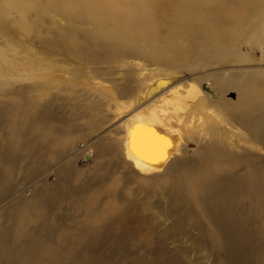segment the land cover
<instances>
[{"label":"bare ground","instance_id":"obj_1","mask_svg":"<svg viewBox=\"0 0 264 264\" xmlns=\"http://www.w3.org/2000/svg\"><path fill=\"white\" fill-rule=\"evenodd\" d=\"M151 1L54 0L48 10L38 4L23 9L33 16L36 30L47 15L65 18L68 40L56 29L49 38L36 34L32 41L52 57H64L71 66H96L111 64L116 58L122 61L148 57L159 71V66L165 64L161 55L164 50L174 55V67L180 65L181 53H189L195 62L203 57L207 64L198 73L207 78L203 80L214 82L211 94L217 99H208L206 95L207 99L197 100L199 91L195 82L186 87L177 84L163 93L160 100L151 101L150 107H143L126 118L122 132L119 130L123 137L104 155L111 156V162L119 161L130 180L114 177L112 170L105 172L102 178L86 176L85 188L76 191V196L87 200L84 205L76 204V214L85 213L91 220L104 212L106 220L98 231H95L97 227L91 228L86 238L71 236L70 219H63L61 228L58 220L51 222L45 216L55 205L49 197L48 186L43 188L42 194L37 189L30 191L32 183L23 189L18 187V191L11 188L19 162H33L42 150L62 145L60 138L69 140L71 133L64 124L63 129H57L53 123L50 126L41 118L23 114L17 102L11 114H6V137L0 141V198L9 196L10 191L15 196L24 190H29V196L15 201L11 215L2 216L0 264H201L202 259L188 261L187 245L174 241L176 236H184L187 228L198 232L192 234L193 243L205 251L212 248V264H264V68L260 72L246 69L231 75L225 71L219 79L215 73H207L212 66L206 57L211 46V53L214 54L212 47H215L217 55L230 59V48L236 43L243 51H251L256 46L264 56V0L236 3L237 8L228 20L232 25H239L230 29L231 46L198 22L195 8L208 0H189L172 15V28L167 37L170 41L183 38L190 46L173 43L165 49L153 43L154 54H148L140 44L151 43L154 38L158 40L150 23L151 13L143 9V5ZM100 17L107 19L108 24L98 22ZM90 19L97 20L102 27L89 29L88 26L95 25ZM4 28H9L7 21ZM197 42L203 46L200 48ZM25 56H10L0 47V78L26 71L23 66L31 60H26ZM246 62L252 61L248 58ZM31 63L45 72L59 67ZM115 110L120 108L116 106ZM19 113L24 116L23 121ZM185 122L193 128L202 125L206 135L197 139L188 136L194 130L185 129L188 135L184 138L179 131L185 127ZM234 124L244 128L247 137L234 136L237 128ZM187 138L198 144L197 158L188 159ZM122 159L133 172L125 167ZM109 164L116 167L115 162ZM161 172L168 178L162 183L167 207L161 209L163 214H157L155 210L161 207V195L154 191V186ZM155 174L158 175L151 176ZM109 182L115 185L114 189L107 188ZM94 196L98 202L92 205L90 199ZM150 198L157 201L151 204ZM107 202H114L115 207L109 209ZM162 215L168 218L164 222L160 219Z\"/></svg>","mask_w":264,"mask_h":264},{"label":"rangeland","instance_id":"obj_2","mask_svg":"<svg viewBox=\"0 0 264 264\" xmlns=\"http://www.w3.org/2000/svg\"><path fill=\"white\" fill-rule=\"evenodd\" d=\"M188 1L152 0L150 4L143 5V9L151 13L152 21L150 23L152 25H150L155 28L158 36V40L152 38L154 41L152 40L151 43L142 42L140 44V47L145 49L146 53L154 54L151 46L153 43L163 48H170L173 43L178 45L186 44V47L190 46L188 40L183 38L170 41L167 37L168 32L172 28L170 21L172 15L183 3ZM239 1L216 0L214 2V0H208L205 3H200L195 8V15L200 24L208 26L226 44L231 46L230 29L239 27V25H232L228 20L232 16L233 10L237 8H235V5ZM53 2L54 0H0V47L4 48L5 54L14 57L25 56L27 53L28 55L25 56L26 60H31L23 66L26 71L14 73L10 77L6 75L4 78H0V141L6 137V114H11L12 108L17 102L18 110L23 114L27 113L33 118H41L50 126L53 123L57 129L61 128L62 124L70 128L69 140L64 141L60 138L62 145L51 148V150H42L40 156L33 162L29 163V161L23 160L17 164L18 170L15 178L12 179L11 188H14V191H18L20 188L23 189V186L32 183L30 191L37 189L42 194L43 188L48 186L50 188L49 197L55 201V205L50 213L45 212V216L51 222L52 220H58L61 228L64 224L63 219H70L71 228H69V232L71 236L73 238H86V235L92 229L97 227L95 231H98L106 220L103 217L104 212L97 214L91 220L87 219L85 213L76 214L74 212L76 204L81 203L84 205L87 200L84 201V198L75 194L79 189L83 190L85 188L88 182L86 176H89V178L94 176L102 178L105 172L113 170L114 177L130 180V177L124 173L123 165L118 164L119 161H112L116 163V167L111 164L107 165L112 163V157L104 155L105 151L108 152V149L113 147L115 142L123 137V134L119 132H122L121 127L126 118L133 112L141 108L144 109L143 107L145 109L150 107L149 103L151 101L160 100V96L163 93L177 84H182L186 87L195 82L199 91L197 100L205 98L206 95L209 96L208 99L216 100L217 96L211 94L213 93L211 88L214 87V82L212 80H203L206 77L198 73L204 68L207 61L203 57H200L198 62L192 61L189 53H181L178 56L180 65L176 64L177 66L174 67L175 64L172 62L174 55L167 50L162 51L161 55L165 59V64L163 63L159 66V71H157L158 67L148 57L125 58L126 60L122 59V61L116 58L111 64H97L96 66H71L68 65V61L62 56L56 55L52 57L40 44L33 43L32 36L39 34L41 37L49 38L58 29L61 37L68 40L69 34L68 32L66 33L68 25L66 20H64L65 18L53 14L47 15L41 20V26L38 27L40 29L36 30V27L32 24L33 16L23 9L31 4L42 5L43 8L47 9L53 5ZM104 16L102 17L104 18ZM102 17L98 18V22L101 21L108 24L109 21L107 22V19ZM93 20L90 19L89 22L95 25L88 26L89 29L98 30L102 27L97 23V20ZM6 21L9 28L5 29L4 22ZM53 23L55 26L52 25ZM19 24L21 25L17 27ZM11 38H13V41ZM197 45L200 48L203 46L200 42H197ZM208 49L210 53L206 57L211 60L210 65L212 67L207 69L209 70L207 73H215L219 79L220 75L224 74L225 71H229V75H231L246 69L260 72V69L264 68V63H261L264 56L258 51L256 46L253 49L251 48V51H243L236 43L230 48L231 58L226 60L222 59L221 55L216 54L215 47L214 49L212 47L214 54L211 53V46ZM34 56H39L41 59L37 60L33 58ZM248 58L252 62H246ZM30 62L57 64L59 67L50 68L49 71L45 72V69L43 70L39 65L30 64ZM65 72L74 74V76H67L64 74ZM153 75L155 79L152 80ZM143 78L147 79L146 82H144ZM45 82H51V84L45 85ZM129 89L133 90V92ZM116 106L120 108L119 111L115 110ZM19 116L20 120L23 121L24 116L20 113ZM185 121L187 122V120ZM200 121L204 122L203 120ZM29 125L28 123L27 126ZM234 125L237 126V124ZM162 126L164 125L162 124ZM184 126L179 131V134L184 138L188 135L185 129L194 130L188 136H193L197 139L201 135H206L202 125L199 128H193V125L190 126L186 123ZM117 132L118 134H116ZM234 132L236 137L240 135L247 137L246 130L240 126H237ZM239 132L242 133L240 134ZM79 148L82 149L77 155H74V152ZM197 148L198 144L193 139H186L185 149L188 159L197 158ZM24 154L22 152L21 156L23 157ZM56 157L57 160L55 159ZM122 161L125 167L133 172V168L129 166V163L124 159ZM156 175L158 174L151 176L156 177ZM159 176L161 178L155 180L154 191L161 195V207L156 209L155 213L163 214L161 209L163 210L164 207H167V201L165 199V188L162 183L166 182L168 178L162 172L159 173ZM74 177L79 178L74 181ZM67 178H69L68 182ZM145 186L148 187L146 184ZM18 187L20 188L18 189ZM107 188L110 190L114 189L115 185L109 182ZM74 191L73 196L67 195L68 192L72 193ZM28 192L29 190H24L19 195L14 196L13 191H10L9 196L3 199L0 198L1 225L4 224L2 218L13 213L15 201L23 197L27 198L29 196ZM90 201L92 205L98 202L95 196ZM156 201L157 198L148 200L151 204ZM113 203L107 202L109 209L110 207H115V203ZM165 218L168 219L167 216L162 215L160 218L161 222H164ZM92 223H95L96 226H93ZM171 224V221L167 223L169 225L168 230ZM185 232L184 236H176L174 241L176 244L187 245L186 248L190 252L188 261L193 262L202 259L201 264H212L214 261V259H210L213 254L212 248L205 251L198 244L192 242V234L198 232L190 231L188 228ZM128 244L130 243L128 242ZM203 256H205V259L202 258Z\"/></svg>","mask_w":264,"mask_h":264}]
</instances>
